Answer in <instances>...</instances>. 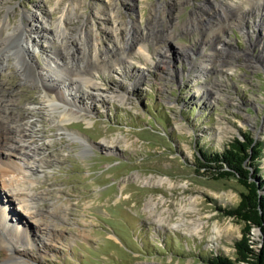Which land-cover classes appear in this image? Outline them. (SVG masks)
I'll return each instance as SVG.
<instances>
[{
  "label": "rangeland",
  "instance_id": "rangeland-1",
  "mask_svg": "<svg viewBox=\"0 0 264 264\" xmlns=\"http://www.w3.org/2000/svg\"><path fill=\"white\" fill-rule=\"evenodd\" d=\"M215 1L0 0V18L11 9L10 24L36 10L55 29L62 17L69 28L60 33L62 46L67 41L70 47L78 38L89 48L96 41L104 51L123 44L133 31L162 38L159 61L153 55L157 44L146 38L134 44L138 54L102 62L95 79L126 100L103 96L104 101L91 105L89 116L64 127L89 143L87 150L57 135L46 115L29 109L37 106L38 88L22 85L11 67L0 73V98L11 103L6 118L20 122L22 117L25 133L37 136L42 129L41 138L35 136L38 144L50 143L38 156H48V164L34 175L28 172L36 181L35 191L47 193L39 205L57 202L64 207L59 241L38 264H210L218 255L234 259L244 223L225 210L237 207L245 188L235 176L216 179L217 169H202L201 163H213L201 153L221 152L246 135L251 148L260 149L255 163L245 165L248 180L264 185V0H225L240 4L241 15L209 32L200 16L202 7ZM67 18L72 22L66 23ZM192 19L202 25L186 29ZM215 47L227 52L228 63L220 67L216 60L206 68ZM84 98L91 102L88 95ZM223 128L228 131L222 136ZM113 137H118L116 146L104 150L99 142ZM28 161L33 168L37 164ZM158 176L169 178L172 186L143 182ZM198 221L203 228L195 233ZM214 223L222 233L210 239ZM36 228L32 231L38 232ZM260 237L252 228L249 238L257 248Z\"/></svg>",
  "mask_w": 264,
  "mask_h": 264
},
{
  "label": "bare ground",
  "instance_id": "bare-ground-1",
  "mask_svg": "<svg viewBox=\"0 0 264 264\" xmlns=\"http://www.w3.org/2000/svg\"><path fill=\"white\" fill-rule=\"evenodd\" d=\"M244 1L245 4L253 2ZM239 5L225 0H217L212 6L206 4L202 7L200 22H205L209 32L215 28L222 29L224 25L230 24L232 19L240 17ZM11 13L10 9L0 18V73L11 67L22 85L38 88L40 94L36 101L37 106L29 109L46 115L49 123L58 128L57 135L65 136L67 140L75 141L87 150L89 143L75 133H66L64 127L74 119L89 116L91 105L96 101H110L112 97L126 100L123 94L105 91V87L95 79L98 70L102 69V62L123 61L126 54H138V49H133L134 44L146 38H151L150 40L157 44L158 48L154 49L153 55L158 60L162 52L161 36L149 32L139 36L137 31H133L128 33L123 44H114L116 47L112 46L104 51L98 47L96 41L89 48L84 40L78 38L74 39V42L71 40L73 43L70 47L67 46V41H64L66 44L62 46L64 37L60 36V33L67 29L62 17L58 18L56 28L53 29L50 27L52 22L36 10L23 14L22 21L18 20L16 24L9 23ZM72 20L67 18L66 23L69 24ZM190 21L192 25L188 22L187 28L185 24L183 29L192 26L195 30L202 25L195 22L196 19ZM224 52L215 47L204 67L207 68L216 60L220 67H225L228 59ZM147 59L149 63L152 62L150 58ZM85 94L91 102L84 100ZM9 104L11 103L8 100L0 98V264H38L45 251L53 249V242L59 241L57 233L60 231L57 226L65 219L61 214L64 213V207L57 202L43 208L39 205L41 201H45L42 196L45 192L35 191L36 181L28 172L31 169V175H34L44 164H48V156H38L41 149L47 150L50 147V143L38 144L44 132L42 129L38 130L39 139L31 132L25 133L26 128L20 123L22 117H19L20 122L12 120L15 124L11 123L5 116ZM89 121L87 120V123L91 124ZM227 131L223 128L220 133L223 136ZM117 141L118 137H113L110 140L102 139L99 143L104 150L110 152ZM28 159L37 161L34 168L30 166ZM143 182L152 186L173 184L169 178L159 176L144 178ZM151 204L152 201H149L147 207ZM33 225L37 226L38 232L32 231ZM202 228V223L198 221L192 231L197 233ZM211 230L210 239L222 233L220 226L215 223ZM17 246L21 248L17 249ZM34 251L38 254L35 255Z\"/></svg>",
  "mask_w": 264,
  "mask_h": 264
},
{
  "label": "trees",
  "instance_id": "trees-1",
  "mask_svg": "<svg viewBox=\"0 0 264 264\" xmlns=\"http://www.w3.org/2000/svg\"><path fill=\"white\" fill-rule=\"evenodd\" d=\"M243 141L233 139L228 144V149L221 152H212L210 155L201 153L207 163H201L202 169L215 168L216 179L228 176L237 177L238 183L245 188L240 194V202L232 210L226 209V214L243 221L242 236L235 242L234 259L224 256H213L210 264H264V185L249 181L250 171L245 168L248 161L255 163L260 149L254 150L252 139L243 136ZM251 150V151H250ZM250 164V166H251ZM259 172V168L254 169ZM257 227L261 232V248L257 249L253 241H250L251 229Z\"/></svg>",
  "mask_w": 264,
  "mask_h": 264
},
{
  "label": "water",
  "instance_id": "water-1",
  "mask_svg": "<svg viewBox=\"0 0 264 264\" xmlns=\"http://www.w3.org/2000/svg\"><path fill=\"white\" fill-rule=\"evenodd\" d=\"M254 228H257V227H254ZM258 229V228H257ZM258 231L260 232V230L258 229ZM257 247V246H256ZM257 249H259V248H257Z\"/></svg>",
  "mask_w": 264,
  "mask_h": 264
}]
</instances>
